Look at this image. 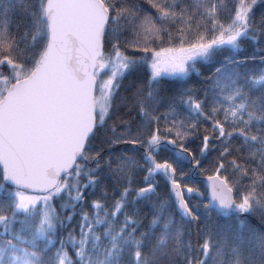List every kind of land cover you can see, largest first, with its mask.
Segmentation results:
<instances>
[{
    "label": "snow or ice",
    "instance_id": "6c2138e0",
    "mask_svg": "<svg viewBox=\"0 0 264 264\" xmlns=\"http://www.w3.org/2000/svg\"><path fill=\"white\" fill-rule=\"evenodd\" d=\"M0 264H264V0H0Z\"/></svg>",
    "mask_w": 264,
    "mask_h": 264
}]
</instances>
